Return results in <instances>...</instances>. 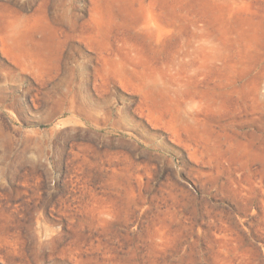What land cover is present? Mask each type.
<instances>
[{
    "label": "rangeland",
    "instance_id": "obj_1",
    "mask_svg": "<svg viewBox=\"0 0 264 264\" xmlns=\"http://www.w3.org/2000/svg\"><path fill=\"white\" fill-rule=\"evenodd\" d=\"M0 264H264V0H0Z\"/></svg>",
    "mask_w": 264,
    "mask_h": 264
}]
</instances>
